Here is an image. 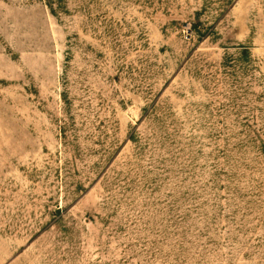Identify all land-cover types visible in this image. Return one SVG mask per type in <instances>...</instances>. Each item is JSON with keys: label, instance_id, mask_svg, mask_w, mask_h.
<instances>
[{"label": "rangeland", "instance_id": "rangeland-1", "mask_svg": "<svg viewBox=\"0 0 264 264\" xmlns=\"http://www.w3.org/2000/svg\"><path fill=\"white\" fill-rule=\"evenodd\" d=\"M0 264H264V0H0Z\"/></svg>", "mask_w": 264, "mask_h": 264}]
</instances>
